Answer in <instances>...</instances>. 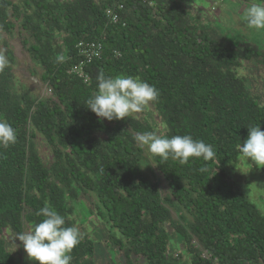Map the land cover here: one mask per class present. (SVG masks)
<instances>
[{
  "label": "trees",
  "instance_id": "1",
  "mask_svg": "<svg viewBox=\"0 0 264 264\" xmlns=\"http://www.w3.org/2000/svg\"><path fill=\"white\" fill-rule=\"evenodd\" d=\"M111 8L118 24L106 18ZM17 23L55 99L15 90V56L2 36ZM1 41L8 67L0 72V118L16 130L17 141L0 147V264H18L5 235L30 229L45 205L72 226L66 199L77 200L80 191L96 194L98 216L116 231L109 242L120 256L116 264H264V213L223 170L238 162L237 145L248 127L264 131V105L237 73L243 64L264 67L262 50L199 25L179 0H0ZM82 41L103 45L102 58L84 68L90 84L69 74L82 61ZM101 72L155 86L159 97L150 105L164 135H190L211 145L216 156L187 164L154 157L166 185L161 190L145 173L135 141L138 133L154 131L152 125L131 116L107 121L87 109ZM38 135L52 149L49 163L40 155ZM172 241L182 242L187 261L169 253ZM71 255V264H97L90 238L82 237Z\"/></svg>",
  "mask_w": 264,
  "mask_h": 264
},
{
  "label": "rangeland",
  "instance_id": "2",
  "mask_svg": "<svg viewBox=\"0 0 264 264\" xmlns=\"http://www.w3.org/2000/svg\"><path fill=\"white\" fill-rule=\"evenodd\" d=\"M10 1L13 3L20 2V0ZM179 1L188 8L192 19L199 25L217 29L235 44H253L264 52V31L250 29L241 20L244 9L249 6L248 0ZM19 25L17 23V28L11 35L4 33L2 36V40L8 42L15 56L13 65L15 75L14 88L19 94L27 92L35 99H55L52 91L50 92L48 86L41 78L43 74L42 68L34 63L22 44L18 34ZM0 49H3L2 41L0 42ZM237 73H239V77L245 80V84L253 96L259 98L264 105V67L255 64H243L237 70ZM130 116L135 119L146 120L152 125L155 132L162 135L165 134V126L162 119L150 104L143 112L134 113ZM37 138V147L42 160L49 163L52 158V149L40 135ZM141 148L142 165L145 173L158 183L161 190L165 189L166 185L163 178L155 171L154 157L147 151L146 147ZM223 170L227 177L234 182L235 188L246 194L248 199L264 213V168H259L252 164L251 160L247 161L240 156L238 162L226 164ZM78 196L77 200L66 199L67 206L73 209L69 222L72 223V226L78 227L82 237L90 238L94 242L97 264L118 263L120 256L117 252L111 250L109 244L111 242L110 237L112 234L115 235L116 231H112L106 220L100 215L98 216L100 208L96 194L89 191H80ZM173 217L178 219V215L174 211ZM5 238L7 249L18 264H36V262L28 259L17 237L8 233ZM175 238L173 237V239ZM198 248L201 249L200 246ZM169 253L181 255V260L187 261V254L182 242L175 243L172 241Z\"/></svg>",
  "mask_w": 264,
  "mask_h": 264
},
{
  "label": "clouds",
  "instance_id": "3",
  "mask_svg": "<svg viewBox=\"0 0 264 264\" xmlns=\"http://www.w3.org/2000/svg\"><path fill=\"white\" fill-rule=\"evenodd\" d=\"M241 20L248 28L264 31V0H248ZM116 55H119L116 53ZM60 56L59 60L63 61ZM8 67V60L0 54V72ZM96 91L86 101V107L103 120H124L134 113H140L159 97L158 89L138 77L115 75L103 72L97 78ZM17 141V132L5 119L0 118V147L7 148ZM135 141L146 147L153 157L164 160H178L187 164L192 158L213 159V147L202 140H194L190 135L158 134L155 131L138 133ZM240 155L259 168H264V131L260 125L248 127L247 139L237 145ZM204 171V169H201ZM37 216L43 217L28 231L18 234L24 251L30 261L36 264H71V253L82 240L76 226H66L65 218L53 207L45 205Z\"/></svg>",
  "mask_w": 264,
  "mask_h": 264
},
{
  "label": "built area",
  "instance_id": "4",
  "mask_svg": "<svg viewBox=\"0 0 264 264\" xmlns=\"http://www.w3.org/2000/svg\"><path fill=\"white\" fill-rule=\"evenodd\" d=\"M122 5L119 6V9H122ZM106 18L108 19L109 23L118 24L120 21V18L118 14L116 13V10L109 9L106 12ZM78 53L82 58V61L80 64L73 66L69 70V74H75L79 78H82L84 80V83L90 84V77L85 72L84 68L87 65H90L95 60H100L103 56V45L101 42H95V41H82L77 46ZM120 56V55H117ZM51 92V90H50ZM178 254L175 255L177 257ZM203 257L205 259H211V255L207 252L203 253ZM213 264H220L218 260H213Z\"/></svg>",
  "mask_w": 264,
  "mask_h": 264
},
{
  "label": "crops",
  "instance_id": "5",
  "mask_svg": "<svg viewBox=\"0 0 264 264\" xmlns=\"http://www.w3.org/2000/svg\"><path fill=\"white\" fill-rule=\"evenodd\" d=\"M206 252L205 250H203V253ZM180 254V253H179Z\"/></svg>",
  "mask_w": 264,
  "mask_h": 264
}]
</instances>
